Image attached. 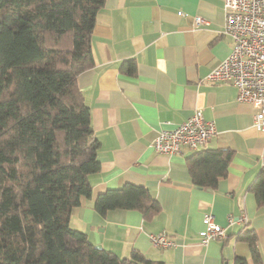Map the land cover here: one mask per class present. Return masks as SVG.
Masks as SVG:
<instances>
[{"label":"crops","instance_id":"1","mask_svg":"<svg viewBox=\"0 0 264 264\" xmlns=\"http://www.w3.org/2000/svg\"><path fill=\"white\" fill-rule=\"evenodd\" d=\"M223 0H106L92 35L94 66L78 75L100 142V169L90 174L91 198L82 197L71 226L102 247L128 257L133 249L162 264H252L239 234L253 229L264 260V204L250 186L262 170L264 132L254 126L255 107L239 101L238 88L207 75L231 52L223 33ZM195 17L205 23L196 24ZM136 61L128 73L123 63ZM196 109L216 125L201 149L155 151L150 143L161 128H172ZM203 149L233 152L216 187H198L186 158ZM145 185L161 205L152 218L136 209L94 208L102 192L125 183ZM226 229L227 237L202 242L204 215ZM233 217V222L229 221ZM246 218V219H245ZM165 231L175 246H154L150 234Z\"/></svg>","mask_w":264,"mask_h":264},{"label":"trees","instance_id":"2","mask_svg":"<svg viewBox=\"0 0 264 264\" xmlns=\"http://www.w3.org/2000/svg\"><path fill=\"white\" fill-rule=\"evenodd\" d=\"M106 0H0V264H162L133 249L121 257L71 226L90 174L100 169V142L78 75L94 66L92 35ZM132 74L136 61L123 63ZM233 152L203 149L186 158L194 184L216 187ZM264 204V167L250 186ZM105 215L161 209L145 185L125 183L94 199ZM252 264H264L253 229L239 234ZM236 264H248L238 257Z\"/></svg>","mask_w":264,"mask_h":264},{"label":"built area","instance_id":"3","mask_svg":"<svg viewBox=\"0 0 264 264\" xmlns=\"http://www.w3.org/2000/svg\"><path fill=\"white\" fill-rule=\"evenodd\" d=\"M225 22L223 33L233 40L230 54L207 75L212 81H226L238 88V100L251 103L255 109L253 126L264 132V0H223ZM196 24L205 23L195 17ZM216 125L206 120L201 109H196L183 122L172 128H161L150 146L157 152L176 154L183 147L201 149L216 133ZM264 167V148L261 155ZM246 219V218H245ZM233 222V217L229 216ZM205 227L200 231L202 242L227 237L226 229L214 220L211 213L204 215ZM154 246L173 247L176 241L165 231L150 234Z\"/></svg>","mask_w":264,"mask_h":264},{"label":"water","instance_id":"4","mask_svg":"<svg viewBox=\"0 0 264 264\" xmlns=\"http://www.w3.org/2000/svg\"><path fill=\"white\" fill-rule=\"evenodd\" d=\"M96 246H97L98 248H101V247H102L100 244H97Z\"/></svg>","mask_w":264,"mask_h":264}]
</instances>
